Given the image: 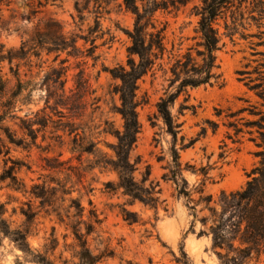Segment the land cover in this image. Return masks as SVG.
I'll return each instance as SVG.
<instances>
[{"label": "rangeland", "instance_id": "obj_1", "mask_svg": "<svg viewBox=\"0 0 264 264\" xmlns=\"http://www.w3.org/2000/svg\"><path fill=\"white\" fill-rule=\"evenodd\" d=\"M136 1L141 6L146 0ZM76 2L80 5L88 4V9L83 12V22L79 21V14L75 9ZM6 3L7 0H3L0 5V43L5 49L18 48L21 42L29 39L38 28H43L48 19L58 21L66 36L80 31L86 33L88 27L94 24L96 15V0H11L9 6ZM120 3L121 0H111L108 5L103 4L105 8L101 9L99 21L104 35L95 41L97 48L94 51V58L67 57L66 53H62L55 59V53L47 54L44 50L40 57L31 56V68L20 66L21 78L32 79L36 84L31 102L21 107L19 104L16 106V109L21 108L16 111L21 117L28 114L33 118L36 111L46 106V88L41 87V82L52 68L60 66L61 59H68L65 63L69 67L65 84L67 94H70L69 89L75 87V75L79 71L84 72L88 78L93 93L82 99L87 105L80 117L73 116L64 108L59 110L65 117H59L60 114L51 110L53 100L50 101V107H45V113L51 115L52 121L61 119L62 123L70 121L75 124L74 128L77 130L70 135L68 127L62 128L55 122H49L45 130L38 133L36 146H32L28 151L9 144L0 130V138L9 147L8 155H0V172L7 158L18 159L26 165L19 170L18 176L28 186L33 182H45L55 187H58V183L64 184L71 190L70 196L81 201L86 212L91 208L89 205L91 201L102 223L96 234L89 237L90 247L93 250L96 247L102 249L103 244L99 243L101 239L115 250V257L102 264H118L121 258L131 259L138 264H181L177 259H182V250L191 264H220L211 249L210 236L200 233L201 230H206L200 219L206 216L208 211L202 209V205L197 206L195 212L190 210L185 200L175 195L173 184L161 179L163 167L170 161L172 139L156 111V103L160 97L174 91L169 83L170 65L188 48H193L194 55L195 50L202 49L199 46L200 17L197 14L202 6V0H188L178 9H160L155 12L153 20L156 28L164 27L166 51L162 59L156 62L153 72L138 81V95L143 96L145 102L137 107L141 130L132 151V160L139 156L140 170L143 172L144 165L149 164L151 179L160 182L162 189L160 197L165 201L158 209L157 219H154L155 213L152 209L135 203L127 205V209L139 215L140 223L129 225L123 221L119 210L126 198L121 196L120 192L113 194L105 188L108 182L116 183L117 174L98 168L88 169V159H92V156L83 154L79 160L78 152L71 150L72 138L78 133L81 137H91L98 142L97 146L102 151L112 156L110 145L116 143V137L104 130L123 129V120L117 112L120 106L119 97L112 92L114 85L120 81L112 78L109 71L118 65H126L127 47L130 45L127 32L133 28L135 16L123 6H119ZM250 7L251 4L248 2L238 10L233 9L237 28L233 41L223 34L226 31L225 21L228 25H233L231 12L221 14L226 20L221 16L216 22L224 42L222 49L217 52L221 81L212 86L187 88L170 107L172 115L181 124L176 142L180 160L182 164L189 163L196 167L209 166L210 178L206 181V192L211 194L214 200H217L222 190L229 192L244 186L249 179V173L259 163L256 153L260 149L250 140V135L245 132L235 137L234 128L229 126L230 121L236 120L239 127L249 129L244 125L245 121L256 118L249 114V110L255 109L254 107L260 108L261 103L254 90L249 87L259 78L258 71H264V14L259 16L253 13V18L249 13ZM32 10L37 12L31 14ZM78 46L85 50L90 44H84L80 39ZM77 63L80 65L77 66ZM12 64L14 66L15 62ZM0 67L1 74L8 80V88H11L15 80L9 71V64L5 61ZM185 98L186 103L194 105L195 108L186 109L179 114V105ZM72 101L78 102L77 95H73ZM242 108L246 110L234 118L229 117L231 113ZM241 117L244 120H239ZM18 124L19 120L7 118L1 125L7 126L16 137H21L22 132ZM201 129H206V133L201 134ZM228 134L238 141L232 142L227 137ZM181 135L184 136L185 144L190 139L196 140L193 145L182 150ZM224 144L226 146H223ZM52 158L56 161L52 160L49 163L57 165V168L51 169L46 166L48 162L45 159ZM184 176L190 186L197 185L200 180L199 176L188 171L184 172ZM7 195H11L16 201L8 205L4 218L12 227H17L23 218L18 214H12L11 208L18 207L20 202L26 201L27 198L20 193L3 189L0 191L1 201H6ZM148 220L154 227L150 224H141ZM52 226L55 227L54 234L59 239V248L52 259L57 264H62L64 258H70L69 252L64 251L63 247V236L66 232L55 222L53 215H46L43 212L38 215L28 241L32 248L41 249L44 239L52 232ZM66 242H70V238ZM60 251H63L61 260L57 258ZM27 260L19 248L8 238L0 235V264H34ZM249 264L262 263L252 260Z\"/></svg>", "mask_w": 264, "mask_h": 264}, {"label": "trees", "instance_id": "obj_2", "mask_svg": "<svg viewBox=\"0 0 264 264\" xmlns=\"http://www.w3.org/2000/svg\"><path fill=\"white\" fill-rule=\"evenodd\" d=\"M110 1L96 0L94 24L88 27L86 33L80 31V33L66 36L58 21L48 19L43 28H38L29 39L22 41L18 48L5 49L4 45L0 43V64L7 61L9 71L15 80L14 85L8 88V80L1 74L0 67V130L9 144L29 151L32 146H36L38 133L44 131L49 122H55L62 128L68 127L69 135L77 130L74 128L73 122L62 123L61 119L52 121L51 115L45 113V107H50V101L53 100L51 110L60 114L59 117H65L59 108L66 109L73 116H82L87 105L82 99L93 93L84 72L79 71L75 75V87L69 89L70 94L68 95L65 88L66 73L69 70L65 63L68 62V59H61L60 66L52 68L42 79L41 87L46 88V106L36 111L32 118L28 114L21 117L16 113L21 109H16L18 104L21 107L31 102L36 85L32 79L23 80L19 69L21 65L31 68V56L40 57L44 50L47 54L55 53V59L62 53H66L67 57L94 58V51L97 48L95 41L104 35L99 21L101 9L105 8L103 4L108 5ZM2 2L3 0H0V5ZM187 2L188 0H146L139 6L136 0H121L119 6H123L135 16L133 28L127 32L130 45L127 47L126 65H118L109 71L112 78L120 81L114 85L112 92L119 97L120 106L117 108V112L123 120V129L104 130L116 137V143L110 145L113 151L112 156L102 151L97 146L98 142H95L91 137H81L75 133L72 138L71 150L78 152L79 160L83 154L92 156V159H88V169L98 168L104 171H114L117 174L116 183L108 182L105 184V188L106 191L113 194L120 192V195L126 198L125 202L120 205L119 214L123 221L129 225L138 224L141 219L136 212L127 209V205L140 203L145 208L152 209L156 220L158 209L165 201L160 197L162 193L160 182L151 179L150 165L145 164L142 172L139 168L140 157L137 156L132 160V151L141 130L137 107L145 102L144 97L138 95V81L153 72L156 62L162 59L166 51L164 27L156 28L153 17L157 10L178 9L179 6L185 5ZM248 2L251 4L249 13L253 18V13H257L259 16L264 14V0H202V6L197 12L200 17L198 21V33L201 38L199 46L202 49L195 50L194 55L193 48L190 47L173 61L169 68L171 74L169 83L174 91L166 93L156 103L157 116L163 121L166 132L171 135L172 139L170 161L163 167L164 173L161 175V179L173 184L175 195L178 198H183L190 210L195 212L196 207L202 205V209L208 211V214L200 219L202 225L206 226V230H201L200 233L210 236L211 249L215 252L220 264H249L252 260L264 264V71H258L259 78L249 87L261 100L260 108L254 107L255 109L249 110V114L256 117L253 120L245 121L244 125L249 129L239 127L236 120L229 122V126L234 128L235 137L245 132L250 135V140L260 149L256 153L259 163L249 173V179L244 186L229 192L222 190L217 200H214L213 196L206 192V181L210 178L208 176L209 166L196 167L189 163L182 164L179 150L176 148L181 124L172 115L170 107L181 93L186 92L187 88L212 86L221 81L217 52L222 49L224 42H222V34L216 27V22L223 16L221 14L231 12L233 25L230 26L225 21L226 31L223 34L233 41L237 30L233 9L238 10ZM10 3L11 0H7L6 5L9 6ZM38 4L42 5L40 2ZM75 9L79 14V21L83 22V12L88 9V4L80 5L79 2H76ZM36 12V10H32L31 14ZM223 18L226 20V17L223 16ZM80 39L84 44L89 43L90 46L82 50L78 46ZM13 62H15L14 66ZM73 95H77L78 102L72 101ZM186 102L185 98L179 105V114H182L186 109L194 110V105H188ZM245 110L246 108L239 109L231 113L229 117L234 118ZM7 118L19 120L18 127L22 132L21 137H16L7 126L1 125ZM239 120H244V118L241 117ZM205 133L206 129H201V134ZM227 137L232 142L238 141L231 134H228ZM180 139L182 150L193 145L196 140L190 139L185 144L183 135L180 136ZM8 153L9 147L0 138V155H8ZM45 160L48 162L47 167L57 168V165L49 163L56 159ZM23 166H26L23 161L9 157L4 161L0 172V191L6 189L20 193L27 198L26 201L20 202L18 207L11 208L12 214H18L23 218L22 223L17 227H12L11 223L4 218L8 205L15 202L16 199L11 195H7L6 201L0 199V235L8 238L19 248L28 259L27 261L34 264H57L52 259L59 248V239L54 234V226H52L49 237L44 239L41 249L32 248L28 241L34 221L43 212L46 215H53L55 222L62 226L66 232L63 236V247L64 251L69 252L70 258H64L62 264H102L113 259L115 250L109 243H103L100 239L99 243L103 244L102 249L96 247L93 250L90 247L89 237L96 234L102 223L92 202L89 201L91 208L86 212L81 201L71 197V190L64 184L58 183V187H55L45 182H33L28 186L18 176V172ZM186 171L200 177L197 185L190 186L184 176ZM141 224H150L154 227L150 220L143 221ZM68 238H70V242L67 243ZM181 254L182 259H177V262L191 264L183 250ZM62 256L63 251H60L57 258L61 260ZM118 264L138 263L131 259L121 258Z\"/></svg>", "mask_w": 264, "mask_h": 264}]
</instances>
